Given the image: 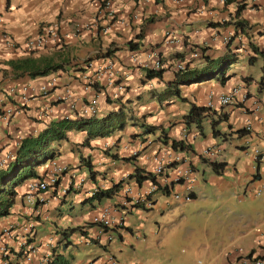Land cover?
<instances>
[{
	"label": "crops",
	"instance_id": "obj_1",
	"mask_svg": "<svg viewBox=\"0 0 264 264\" xmlns=\"http://www.w3.org/2000/svg\"><path fill=\"white\" fill-rule=\"evenodd\" d=\"M111 5L115 10L116 18L111 24H107L110 25V29L104 32L103 29L106 25L101 27L107 9L103 6V0H0V31H6L16 42L22 43L25 38L36 35L54 23H57L59 31L57 41H49L45 47L32 52L25 51L21 46L16 49L8 48L0 38V68L6 69L9 77H12L13 74L5 62L8 59L28 55L46 57L50 62L68 61L70 67L68 71L61 70L36 78H30L27 74H23L14 80H8V76L3 77L0 70L1 104L5 102L4 106H9L14 103L18 108L9 123L5 124L0 120V157L2 158L14 146L15 141L27 135L30 130H39L50 121L76 115L75 111L69 109L67 101L62 98L66 88L75 98L77 108L81 107L86 99L89 100L90 97L95 96L98 100L100 114L110 109L112 106L107 104L106 98L113 99L120 91L115 86L107 84V74L100 75L99 68L111 62L113 79L119 78L127 85L126 91L120 94H124L128 107L132 109L134 115H144L148 121H155L156 124L162 123L168 130V136L171 139H184L185 143L190 144L193 152L187 150L186 158L195 167L193 198L197 196L196 188L203 189L207 182L212 184V190L218 189L222 193L238 190L242 192L245 187H258L264 177V163H255L248 149L251 150L257 143L259 149L264 153V145L258 143L257 138V133L264 125V87L260 89L258 84L261 73L254 76L251 70L247 71L245 68L249 64L246 55L251 52L250 44L258 45L264 49V0H111ZM238 7L241 10L237 17L247 21L249 27L247 33H235L233 24H227L229 21L236 20ZM229 32L234 36L226 42L224 36ZM138 34H141V38H137ZM168 35L175 37L176 41L166 44ZM232 38L233 40L229 42ZM131 39L139 43L138 48L131 50L127 47V43ZM191 45L206 48V53L211 58H216L229 49L241 55L240 61L233 64L230 69L234 76L224 84L212 80L185 88V94L190 100L207 107L208 95L212 92L218 94L226 92L234 86H240L241 93H247L244 102H241V96H237V103L221 107L222 111L227 113L228 120L222 121L218 127L226 133L225 136H214L211 133L208 119L203 123L204 134H200L195 127L184 129L181 121L182 115L187 111L188 104L171 101L172 103L170 102L168 105L159 106L157 101L152 99V93L148 92L149 88L143 86L140 80L143 67L151 62L149 58L151 51L159 52L158 56L161 53L162 57H167V59L171 53H183L185 58L194 59L193 65H202V59L193 56ZM111 46L119 47L114 55L107 58L97 56V53L103 52ZM88 57H93L88 67L85 66L84 71H75L73 65L76 63L83 65V61ZM173 62L174 60L164 61L162 59L163 67L167 66L165 71L167 77L171 75V67L168 64ZM255 65L260 66L261 71H264V58L258 59ZM52 76L57 77L56 87L44 97L37 96L26 104L19 103L14 96L8 93L9 88L13 85L38 83ZM244 76H248L251 80L243 81ZM95 81L99 85L98 91L93 86ZM154 87L157 91L161 89L160 86ZM254 101L260 104L256 115L251 114ZM166 103L168 102L164 104ZM49 106L46 113L42 112L45 107ZM220 106L222 105L216 100L213 107L209 108L219 109ZM214 115L217 116V114ZM247 121L251 123L253 130L238 136L235 130L241 128ZM130 130L135 131L136 129L133 126L129 127L124 133L119 132L108 138L91 140L89 145L82 144L83 132L71 131L68 141L59 145V152L62 153L56 156L58 160L69 166L68 172L59 175L60 182L57 189L70 184L72 186V189H68L62 197H60V191L55 192L53 187H49L48 190L41 193L43 201L30 207L24 202L27 181L17 188L18 196L11 213L0 219V231L9 224L17 225L12 239L7 243L13 255L14 252L25 249L27 231L24 227L32 225L33 233L28 236L32 238V244L36 246L33 263L42 264L43 255L52 251L58 240V235H56L58 231L48 223L51 219V211L57 207L56 205L71 200L87 204L86 197L90 195L94 185L84 181L81 185L75 186L81 177L86 178L87 173L83 166H79L78 159L81 152L90 155L96 163L97 170L106 172L103 175L102 186H109L112 180H127L128 174L133 171L134 163L142 169L153 170L155 157L156 155L160 157L163 150H166L165 144L157 140L154 135H148L147 143L152 139L150 144L140 145L141 139L129 137ZM137 130L139 132V129ZM119 135H122L119 144H114ZM184 136L186 137L184 138ZM217 137L223 141L218 161L226 162L225 170L220 175L214 173V177L209 176V180H206L205 171L202 173L199 171V163L202 161L199 158V153L205 146L219 145ZM226 147L241 150L243 155L230 151V157L227 158ZM105 149H109L110 153H117L118 157L126 155L132 149L137 152L141 149V151L134 163L131 164L120 158H112L103 152ZM43 167L39 168L40 172ZM126 180L125 186L139 188L132 180ZM148 185L149 183L144 182L142 187ZM123 192L122 189V194L118 193L113 198L105 199L96 205L88 204L92 210L91 214L97 212L102 205L118 203L124 196ZM171 204L168 203L166 195L157 194L150 210L158 209L163 212ZM132 212L133 210L130 214ZM248 213L249 211H246L244 215ZM91 214L90 216L88 214L87 218L91 219ZM127 217L129 218V215ZM75 220L79 226L86 224L85 215L77 217ZM53 223L55 226L56 222L53 221ZM127 224L128 231L124 232L121 237L118 236L121 243L128 242L129 233L133 232L129 220ZM40 226L47 228L46 234L40 233ZM93 228L95 230L97 226H93ZM258 228L260 230H257ZM87 231L89 230L87 229ZM116 239L106 242L105 247L101 246L105 249L103 254L88 257L86 262L77 261L76 264H99V257H104L108 253L115 255L111 249V243ZM263 240V223L244 227L234 237L235 246L229 247L226 254L217 253L212 260L223 259L222 264H225L236 256V247H241L247 252L254 250L255 253L262 254L261 242ZM60 245L61 243L58 246ZM57 250L60 251V249ZM61 252L73 258L74 254L68 252V247ZM14 261L19 262L17 259ZM114 264L124 263L117 259Z\"/></svg>",
	"mask_w": 264,
	"mask_h": 264
},
{
	"label": "trees",
	"instance_id": "obj_2",
	"mask_svg": "<svg viewBox=\"0 0 264 264\" xmlns=\"http://www.w3.org/2000/svg\"><path fill=\"white\" fill-rule=\"evenodd\" d=\"M105 1L106 0H103V6L105 5ZM240 10V7H238V9L236 10V20L229 21L227 24H233L235 33H247L249 29L247 21L245 19L237 17L239 16ZM115 18L116 16L110 17L106 11L104 15V23L101 28H103L107 24H111L115 20ZM232 36H234V34H232L231 37ZM137 38H141V34H138ZM233 38L229 42H231ZM138 46L139 43L134 39L129 40L127 43V47L131 50L138 48ZM250 46L251 52L246 55V60L249 64L255 65L258 59L264 58V49L252 43L250 44ZM150 48L152 49L151 46ZM117 49H119V47H107L105 51H100L99 53H97V56H102L103 58L111 57L112 55H114ZM190 49L198 54L199 59H202V65H193L192 62L194 59L185 58L183 53H171L170 55H168V59L167 57L163 58L160 53L158 57L160 58L161 62L162 59L164 61L174 60L173 63L168 64L171 67V75L169 77L165 76L167 66L154 68L151 63H148L143 67L142 70V75L140 78L142 85H145L147 88H149L148 92L152 93V99L157 101L159 106L168 105L171 101L181 104H188L187 111L182 115L181 121L184 129L187 130L191 127H195L196 129H198L200 134H204L203 123L206 119H208L211 133L214 136H225L226 133L221 131V129L218 127V125L222 121L226 122L228 120L227 113H224L222 111L221 107L223 106H220L219 109L212 110L207 106L198 104L195 101L189 99V97L185 94V88L193 84H200L212 80L224 84L234 76V73L230 72V69L232 68L233 64L240 61L241 55L229 49L220 56L211 58L206 53V48L204 47H201L199 45L195 47L194 45H191ZM92 59L93 57L86 58L83 61V65L79 63L74 64V70L84 71L85 66L88 67ZM5 63L9 66L10 72L13 74V76L9 77L7 75V70L4 68H0V70L3 77L8 76V80L17 79L23 74H27L30 78H36L61 70L68 71L70 69L68 61L50 62V60L46 57H32L30 55L20 58L8 59ZM178 64H181V67H179ZM242 80L248 82L251 79H249L248 76H244ZM258 84L260 89L264 87V75L259 78ZM115 85L117 87H121L119 89L120 93L125 92L127 89V85L123 83V81H121L119 78L115 79ZM93 86L96 87V91L99 90L97 81L93 83ZM154 86H160L161 89L157 91ZM120 93L113 99L109 97L106 98L107 104L111 105L112 107L105 110L101 114L98 111V105L97 113L94 115L78 114L77 112L79 108H76L74 110L76 112L75 116L61 117L57 120L50 121L46 123L43 128L35 131L30 130L27 135L22 136L17 141H15L14 146L8 151L13 153V158L7 161L4 165H0V219L8 216L11 213V210L15 205L18 196L17 188L22 183L30 179L46 177L51 161L55 160L58 163L64 165L66 169L63 172H68L69 166L64 164L61 160H58L56 156L62 153L59 152V145L62 142L68 141L69 133L71 131L83 132L84 140L82 144L89 145V142L91 140L97 138H108L112 135H116L119 132L124 133L128 130L129 127L133 126L136 130H130L129 137L141 139L139 142L140 145H144L145 143L146 144L144 146L149 145L152 139H150L149 143H147L149 139V137L147 136L154 135L157 140L165 144L166 149H170L175 153H182L183 151L185 152L187 150L193 152L190 144L185 143L184 139H171L168 136V130L162 123L156 124L157 122L155 121H148L146 119V116L144 115L135 116L132 109L128 107V102L125 99L124 94L121 95ZM86 101L88 102L89 100L86 99ZM86 101L84 103H87ZM165 102L168 103L164 104ZM4 105L5 102L0 105V115L2 114ZM10 106L14 107L16 113L18 108L15 107L14 103L10 104ZM218 110L219 112H217ZM14 114L9 117L7 123L10 122ZM214 114H217V116H215ZM229 127L231 128L230 124ZM137 129H139V132ZM245 132L246 130L244 127L235 130V133L238 136H242ZM121 136L122 135L116 137L114 144H119L122 138ZM108 150L109 149H105V151L103 152H106L107 155L111 156L114 159L120 158L121 160L129 162L131 164L134 163V160L137 158L141 151V149H139L140 151L134 154V149H132L129 153L127 152L126 155L118 157L117 153H110V151ZM199 158L203 163L208 164L213 172L217 175L222 174L225 170V161L206 158V156H199ZM78 162L80 163L79 166H83L87 171L86 178L84 179L85 183H92L95 188L94 193L86 197L85 202L96 205L97 203H100L105 199L113 198L118 193L122 194L121 191L125 188L126 179L112 180L109 186H102L101 183L104 179L103 175L106 172L99 171L95 168L96 163L92 160L90 155L81 152ZM42 166L44 167L42 169V172H40L39 168ZM191 166L194 170L195 167L192 163ZM128 180H132L134 184L139 187H142L144 185V182L154 184L158 188L156 192H160L164 195H168L170 192L167 186H163L160 184V182L157 180V176H155V173L152 170L148 171L146 169H142L135 163L133 171L127 176L126 181ZM59 182L60 179H58L57 182H55L50 187H53L52 189L55 192L60 191V197H62V195H64L68 189H72V186H69V188L65 192H62L63 187L59 188V190L57 189ZM245 189L242 192L244 195H246ZM141 208L146 211L151 209V207ZM87 226H89L90 228L93 227V224L89 221L86 222L85 225L78 227L83 235L87 234ZM74 228L75 227H66L61 229L59 239L57 240L56 245L51 251V260L46 264H71L70 258L64 255L61 250H65L71 244V240H69V237L70 232H73ZM116 232L117 231L114 230L112 234L116 235ZM30 234L31 233H27L26 236V243L28 244H32V238L28 236ZM60 243L61 245L58 246ZM101 246L105 247V245ZM57 249H60V251ZM23 252L24 250L16 251L14 252V255L11 251H9V253H3L4 256L0 255V264L2 263V261H4V259H7V264H34L33 255L31 261L26 263L25 259L23 258ZM15 259L19 260V262L14 261Z\"/></svg>",
	"mask_w": 264,
	"mask_h": 264
},
{
	"label": "rangeland",
	"instance_id": "obj_3",
	"mask_svg": "<svg viewBox=\"0 0 264 264\" xmlns=\"http://www.w3.org/2000/svg\"><path fill=\"white\" fill-rule=\"evenodd\" d=\"M245 69L251 70L254 76L259 73L264 75V71L257 65L248 64ZM217 140L220 145L223 144L221 138L217 137ZM230 151L243 155L241 150L226 147L227 158L230 157ZM248 151L251 154V150ZM199 168L201 173L205 171L206 180L209 176H215L211 167L202 161ZM242 192L238 190L222 193L218 189L212 190V184L207 182L203 189L196 188L195 198L185 203H173L163 212L158 209H134L128 218L133 229V232L129 233V241L121 243L116 239L111 243V249L124 264H194L198 259L203 264H215L217 261V264H222L223 259L212 258L217 253L226 254L229 247L235 246L234 237L238 231L260 223H263L264 227V191L259 195H252L250 191L244 195ZM24 202L29 205L25 198ZM88 204L90 203L71 200L56 205L48 221L49 225L58 231V239L61 229L75 227L74 231L70 232L71 244L68 246V252L74 255L73 258L66 255L71 264H76L77 261L86 262L88 257L105 252L98 244H87L78 229L79 225L75 223V219L83 215L85 223L90 221L87 216H90L92 210ZM246 211L249 213L244 215ZM53 221L56 222L55 226ZM87 228L88 234L91 235L94 228ZM39 229L41 234L47 233L44 226ZM235 249L243 250L241 247ZM243 252L247 253L244 250Z\"/></svg>",
	"mask_w": 264,
	"mask_h": 264
},
{
	"label": "built area",
	"instance_id": "obj_4",
	"mask_svg": "<svg viewBox=\"0 0 264 264\" xmlns=\"http://www.w3.org/2000/svg\"><path fill=\"white\" fill-rule=\"evenodd\" d=\"M181 1V0H178ZM226 1V0H222ZM105 8L107 9V14L110 17L115 16V10L111 5V0L105 1ZM1 22V18H0ZM110 29V25H106L103 29L104 32H107ZM169 36V35H168ZM0 38L3 41L4 45L11 49L19 48L20 46L25 50H36L41 49L46 46L49 41H57L59 39V31L57 23L48 25L41 32L35 36L26 38L22 43L16 42L10 35L4 31H0ZM231 38V32L227 33L224 36L225 41L227 42ZM176 41V38L169 36L165 41L166 44L173 43ZM193 56H198L196 52L193 53ZM150 63L154 68L163 67L162 62L158 57L156 51H151L149 54ZM181 67V64H178ZM100 75L107 74V84L110 86H115L117 90L121 87L115 85V79L112 77L111 62L107 63L105 66L99 68ZM57 77L52 76L48 77L45 80L38 83H22L19 85H13L9 88L8 93L14 96L19 103L26 104L31 99L37 96L47 95L51 89L55 88L57 85ZM87 89V88H85ZM237 96H241V102H244L247 98V93H241L240 86H234L226 92H220L214 94L213 92L208 95L207 105L208 107H213L214 101H218L221 105H232L237 103ZM62 98L67 101L68 107L71 111H74L78 106L75 98L73 97L71 91L66 88L64 89ZM1 105V99H0ZM98 100L95 96L89 98L87 103H83L78 109V114L82 115H94L97 113ZM49 107H45L42 112L46 113L49 110ZM260 109V104L256 101L253 102L251 107V114L256 115ZM15 113V109L12 106H3L2 114L0 115V120L3 123H7L10 116ZM246 131H252L253 127L251 123L247 121L244 125ZM186 136H184L185 138ZM258 142L264 145V125L257 133ZM221 148L217 145L205 146L201 152L200 156H206L209 158H217ZM137 153V151H133ZM251 156L254 161L264 162V153L259 149L258 146H254L251 149ZM13 158V153L7 152L1 159L0 165H4L7 161ZM66 169V167L57 161L53 160L49 164V169L47 176L45 178H34L27 181L26 184V193L25 200L30 207H33L37 200L42 201L43 198L40 196V193L46 190L50 185H53L57 182L59 175ZM157 176V180L161 185L167 186L169 189L168 203H185L191 200L192 188L194 186V170L192 169L191 162L186 158V152L175 153L172 150H163L162 155L155 157V166L152 170ZM84 182V177H81L75 186L81 185ZM69 186L63 187L62 192H65ZM263 185L253 190V195H259L262 191ZM157 186L154 184H149L146 187H139L136 189L131 188L130 186H125L124 196L119 200V202L114 204H105L99 207L97 212L92 214L91 222L97 226L90 236V239H86V243H89L91 240H96L98 242H104L110 240L112 235L109 234L106 229L116 228L118 231L124 232V227L127 226V215L134 209L138 207H148L151 206L157 191ZM95 189L92 191L94 193ZM118 204V205H115ZM17 225H7L0 231V255L3 253H9L8 242L12 239L14 235V229ZM27 233H32V225L24 227ZM26 247L23 252V258L28 263L32 259L33 253H35L36 247L33 244L25 243ZM52 252L48 251L43 260L42 264H46L51 260ZM99 264H114L116 259L112 254H107L104 257L98 259ZM7 259H4L1 264H7ZM264 264L263 260L254 259V258H241L240 260L236 259L229 264ZM197 264H201L200 261Z\"/></svg>",
	"mask_w": 264,
	"mask_h": 264
},
{
	"label": "clouds",
	"instance_id": "obj_5",
	"mask_svg": "<svg viewBox=\"0 0 264 264\" xmlns=\"http://www.w3.org/2000/svg\"><path fill=\"white\" fill-rule=\"evenodd\" d=\"M41 32V31H40ZM39 33V32H38ZM37 33V34H38ZM35 36V35H34ZM32 37V36H31ZM28 38V37H27ZM26 39V38H25ZM24 49V48H23ZM25 50V49H24ZM36 50H39V49H36ZM36 50H30V51H36ZM25 51H28V50H25ZM30 51H28V52H30ZM54 89V88H53ZM52 90V89H51ZM50 90V91H51ZM222 106H224V105H222ZM226 106H228V105H226ZM245 125V124H244ZM244 125L242 126V127H244ZM245 128V127H244ZM246 130V129H245ZM246 132H248V131H246ZM245 132V133H246ZM249 133V132H248ZM259 143V142H258ZM217 145V144H216ZM220 145V144H219ZM217 145L218 147H220L221 148V151H222V146L220 145ZM209 146H211V145H209ZM221 151L219 152V154H218V157L217 158H214V159H216V160H219L218 158L220 157V153H221ZM184 152V151H183ZM186 152V151H185ZM199 156H200V154H199ZM203 157V156H202ZM206 158H209V157H206ZM255 163H258L259 161H254ZM262 163H264V162H262ZM62 174V173H61ZM45 178V177H44ZM263 185V187H264V180L263 181H261V184L258 186V187H260V186H262ZM50 186H52V185H50ZM49 186V187H50ZM66 186H71V184L70 185H66ZM66 186H64V187H66ZM48 187V188H49ZM258 187H256V188H258ZM48 188L46 189V190H48ZM256 188H254V187H246V189H245V191L247 192V191H250V194H252L253 195V190H255ZM95 188H93L91 191H90V195L92 194V191L94 190ZM263 189V188H262ZM46 190H44V191H46ZM44 191H42V192H44ZM41 192V193H42ZM262 192V191H261ZM41 193H40V196H41ZM192 193H193V188H192ZM192 193H191V199L193 198V196H192ZM157 194H161L160 192H156V196H157ZM162 195H164V194H162ZM156 196H155V199H156ZM167 196V195H166ZM168 197V196H167ZM154 199V200H155ZM43 201V200H42ZM39 202H41L40 200H37L36 202H35V204H34V206L36 205V204H38ZM171 204V203H170ZM173 204V203H172ZM152 205H153V203H152ZM151 205V206H152ZM151 206H148V207H151ZM134 209H140V207L138 208V207H135ZM134 209H132V210H134ZM142 209V208H141ZM131 210V211H132ZM130 213V212H129ZM129 213H128V215H129ZM127 215V216H128ZM90 222H91V219H90ZM92 223V222H91ZM127 223H128V217H127ZM93 224V223H92ZM93 226H95L96 227V225L95 224H93ZM128 224H127V226H125L124 227V232H127L128 231ZM114 230H116L117 232H116V235H113L112 234V232L114 231ZM106 231H108L109 232V234H111L112 235V238L110 239V240H106V241H104V242H98V241H96V240H90L89 241V243H95V244H98V245H105V243L106 242H110V241H112L113 239H118V236H122V232H120V231H118V229H116V228H112V229H106ZM123 232V233H124ZM33 233V232H32ZM83 237L85 238V240L86 239H90V236L88 235V232H87V234L86 235H83ZM96 241V242H95ZM89 243H87V244H89ZM36 247V246H35ZM105 250V249H104ZM261 252H262V254L260 253H255V251L254 250H251V251H249V252H247V253H244L243 252V250H241V249H238V250H236V256L234 257V258H232V259H230V260H228L225 264H229L230 262H232V261H234V260H236V259H238V260H240L241 258H254V259H259V260H263V262H264V240H263V242H261ZM108 254H110V253H108ZM107 255V254H106ZM114 257H115V255L114 254H112ZM105 256V255H104ZM99 259H100V257H99ZM115 259H116V257H115ZM116 261H117V259H116ZM198 261H200L201 262V264H203V262L200 260V259H198L197 261H196V263H194V264H197V262ZM240 264V263H239Z\"/></svg>",
	"mask_w": 264,
	"mask_h": 264
}]
</instances>
